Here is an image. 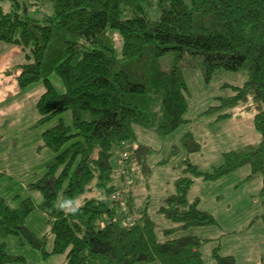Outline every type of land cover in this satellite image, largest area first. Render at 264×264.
<instances>
[{"label": "trees", "instance_id": "1", "mask_svg": "<svg viewBox=\"0 0 264 264\" xmlns=\"http://www.w3.org/2000/svg\"><path fill=\"white\" fill-rule=\"evenodd\" d=\"M45 6L49 14L30 16L31 9ZM0 44L21 50L20 89L44 85L37 125L66 111L72 116L71 128L59 120L43 132V146L56 156L28 187L42 196L39 209L48 217L51 250L45 251L46 238L37 240L25 226L32 200L13 209L0 196V264L22 259L6 251L3 240L11 235L41 256L66 253L65 264H203L200 238L160 243L157 225L133 204L131 192L120 205L107 199L117 188L115 179L124 181L112 158L117 148L135 143V126L164 137L185 122L183 69L196 64L206 82L225 72L245 74L243 86L233 87L235 94L223 105L250 98L260 142L224 154L211 173L187 164L158 211L176 223L166 235L216 223L198 201L188 200L193 177L215 180L249 167L251 175L261 176L264 193V0H0ZM141 152L135 150L133 162L144 171ZM93 187L99 196L77 205L76 198ZM66 200L75 211L61 207ZM213 258L234 264L217 249Z\"/></svg>", "mask_w": 264, "mask_h": 264}, {"label": "rangeland", "instance_id": "2", "mask_svg": "<svg viewBox=\"0 0 264 264\" xmlns=\"http://www.w3.org/2000/svg\"><path fill=\"white\" fill-rule=\"evenodd\" d=\"M45 9L47 12H43ZM48 9L47 6L44 10L31 9L29 14L40 19L50 13ZM17 48L15 52L6 51L0 55V64L6 70V82H0V94H4L0 102V196L13 209L26 198L32 200L35 208L26 217L25 226L37 240L46 238L45 251L50 252L53 238L48 217L39 209L42 196L39 192H30L28 187L45 174L47 165L56 156L43 146V132L53 128L59 120L71 128L72 116L66 111L37 125L40 116L36 104L44 92V85L39 82L25 89L18 87L17 67L24 58ZM183 77L187 85L185 122L164 137L135 126V143L117 148L112 158L113 169L124 176V181L115 179L116 190L123 188L127 180L132 182L128 193H134L135 206L146 209L157 225L158 242L195 236L204 241L200 251L203 264H216L214 249L222 256L232 257L234 264H264L262 178L251 175L249 167L235 169L215 180L193 177L188 200L198 201L199 209L210 213L216 223L166 235L167 230L176 228V223L165 219L158 211L163 201L175 193V182L187 164L201 173H211L224 163V154L251 149L260 142V134L254 127L256 109L252 100L223 105L235 94L233 87L243 86L245 74L225 72L206 82L196 64L183 69ZM51 81L63 91L55 77H51ZM137 149L142 151L141 164L146 167L145 172L134 167L137 163L133 162V156ZM122 152L128 153V159L120 166L118 158ZM91 191L76 198L75 203L78 205L92 196H99L95 187ZM3 241L9 255L22 258L6 264H65L66 253L41 256L34 246L22 242L17 235Z\"/></svg>", "mask_w": 264, "mask_h": 264}, {"label": "built area", "instance_id": "3", "mask_svg": "<svg viewBox=\"0 0 264 264\" xmlns=\"http://www.w3.org/2000/svg\"><path fill=\"white\" fill-rule=\"evenodd\" d=\"M127 159H128V153L122 152L118 158L119 165L120 166L124 165ZM132 185L133 184L130 180L125 181L124 187L114 190L112 194L109 196V200L113 203H123ZM132 218H133V215L132 217L131 216L127 217L126 222L130 223L132 221ZM101 227H103L102 224H101Z\"/></svg>", "mask_w": 264, "mask_h": 264}, {"label": "crops", "instance_id": "4", "mask_svg": "<svg viewBox=\"0 0 264 264\" xmlns=\"http://www.w3.org/2000/svg\"><path fill=\"white\" fill-rule=\"evenodd\" d=\"M9 46H11V45H2V44H0V55L2 54V53H5L6 51H11V52H15V50H16V46H11V47H9ZM18 49V48H17ZM20 65V64H19ZM19 65H18V67H19ZM4 66H2L1 64H0V82L3 84V83H5L6 82V79H5V77H4V73H5V71H4V68H3ZM17 67V68H18ZM4 71V72H3ZM12 73V72H11ZM18 74H19V71H18ZM17 77H18V75H17ZM3 96H4V94L2 93V94H0V102H2V100H3ZM131 195H132V193H131ZM133 195H134V193H133ZM132 195V200H133V204H135V201H134V196Z\"/></svg>", "mask_w": 264, "mask_h": 264}, {"label": "clouds", "instance_id": "5", "mask_svg": "<svg viewBox=\"0 0 264 264\" xmlns=\"http://www.w3.org/2000/svg\"><path fill=\"white\" fill-rule=\"evenodd\" d=\"M71 203H72L71 201L66 200V201H64V202L61 204V207H63V208H69V205H70ZM69 209H70V208H69ZM70 210L75 211V209H70Z\"/></svg>", "mask_w": 264, "mask_h": 264}, {"label": "bare ground", "instance_id": "6", "mask_svg": "<svg viewBox=\"0 0 264 264\" xmlns=\"http://www.w3.org/2000/svg\"><path fill=\"white\" fill-rule=\"evenodd\" d=\"M119 204H122V203H119ZM131 217H132V216H131ZM126 218H127V217H125V222H126ZM132 221H133V218H132ZM132 221H131V222H132ZM131 222H130V223H131ZM126 223H127V222H126Z\"/></svg>", "mask_w": 264, "mask_h": 264}]
</instances>
